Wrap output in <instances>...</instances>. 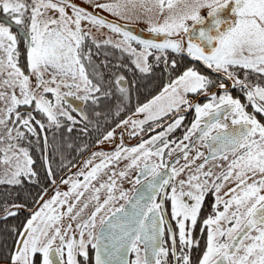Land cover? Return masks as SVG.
I'll return each mask as SVG.
<instances>
[{"label":"snow or ice","instance_id":"1","mask_svg":"<svg viewBox=\"0 0 264 264\" xmlns=\"http://www.w3.org/2000/svg\"><path fill=\"white\" fill-rule=\"evenodd\" d=\"M66 6L71 7V16ZM95 7L106 9L122 19H132L133 16L139 19L138 9L149 13L155 9L158 15L163 16V22L153 23L149 20L148 30L164 38L161 41L140 39L127 30V26L106 21L102 16L72 4L71 0H31V4L28 0H0V12L7 17L5 22H0V53H3L0 55V89H3L0 90V101L5 104L0 126L6 128L7 121L14 113L15 122L30 133H36L33 122L40 129L45 128L44 123L35 119L32 113L22 116L17 110L19 106H34V111L42 113L50 125L59 126L58 116L67 117L75 123L73 116L61 108L64 96L73 93L69 91L62 94L60 87L80 89L81 83L77 80L82 82L85 92L79 98L95 102L97 97L93 94L101 92V85L93 84L81 63L80 49L88 35L82 32L81 21H88L95 26L107 25L113 32L122 34L121 43L126 45L124 50L137 56L135 64L141 72L149 71L147 59L153 55L150 50L159 53L156 55L157 60L171 50L177 54L186 53L190 58L202 62L222 79L213 80L195 68L188 67L159 95L136 109L137 113L146 114L144 119L121 121L122 125L131 124V134L135 135L137 127L147 121L155 122L170 113L174 114L166 131L150 140L130 148L117 146L111 154L93 153L94 157L101 156L104 159L86 174L78 173L84 177V183L81 184L79 180L72 182L68 192L57 191L51 199L44 200L36 211L29 212L23 230L18 232L19 239L10 257L11 264H77L78 255L87 262L89 245L95 250V264H168L170 251L177 264L180 261L190 264V256L183 249H191L194 243L198 245V241L192 239V230L197 225L202 205L209 193L215 194L212 205L214 214L203 220V226L207 228V245L199 264H264V124L245 110V104L234 98L228 85L223 82L227 80L233 88L239 87L254 112L264 114V87L259 84L250 86L247 82V70L264 75V0H111L97 3ZM202 8L208 9L206 16L200 14ZM49 10L59 15L49 16ZM13 25L26 30L23 38L27 41L29 74H25L18 64V41L17 35L11 30ZM181 33L187 34L186 47L182 39L172 38ZM133 42L142 46L139 53L132 47ZM116 47H121V44ZM171 63L175 67L176 61L172 60ZM238 69L245 70L244 79L240 78ZM46 72L51 73L48 80L44 79ZM32 76L36 77L35 88L31 86ZM123 79L118 77L115 84L121 85ZM51 84L56 87H51ZM216 85L222 95L208 93V89ZM37 90H40L39 94ZM119 91L124 93L127 90L119 87ZM201 92L211 96L210 102L201 105L185 99L188 93ZM48 93L55 95V103L46 99ZM181 106L194 107L195 119L182 141L167 152L172 157L173 152L178 150L186 163L177 167V158L170 167V163H165L164 156L165 150L173 142L166 137L169 132L180 127L185 119L179 112ZM228 116L232 117L231 129L227 123L221 122V117L226 120ZM213 130H217L215 135L212 134ZM15 131L16 137H13V129L6 128V136L0 137V140H12L24 135L19 129ZM113 135L114 130L109 131L104 139H111ZM193 136L208 148L207 156L194 143L191 148L189 144L183 143L191 142ZM158 141L161 146H156ZM192 150H195L194 156H190ZM21 155L24 165L20 163ZM0 156V162L12 169L5 173L9 178L0 180V183L20 184L22 175H36L28 167L33 161L27 149L15 150V146L9 144ZM122 156L130 159L129 168L139 167L143 160L141 174L147 180V199L140 195L133 200L126 192L120 191L119 198L125 200L131 210L124 204L109 207L116 200L113 194L116 183L112 180L111 183L101 184L94 191L99 193L101 188H106L107 198L100 203L98 195L92 197L97 204L87 219L76 223L77 239L72 223L64 227L61 221L64 216H68L70 221H77L88 204L84 203L79 211L74 212L77 205L69 203L68 197L75 193V200L79 202L97 174L108 163L118 161ZM13 157L16 161L14 167ZM153 157L158 158L159 162L153 161ZM201 158L202 162L196 163ZM218 159L228 161L227 165L213 163ZM91 163V160L86 161V165ZM213 168L222 171L216 173ZM186 171V179H178ZM48 175H53L50 167ZM119 175L124 177L127 172L122 171ZM228 181H232L234 186L221 196V189ZM62 182L69 183L67 180ZM135 183H141L139 178ZM79 188L84 191H78ZM157 197L160 199L157 200ZM40 199L43 200V194ZM166 200L170 201L171 220L166 215ZM64 205H67L66 211H60ZM221 205L222 211L219 210ZM24 209L25 204L5 208L3 218L16 216ZM105 209L107 214L100 215ZM171 221L175 222L178 231L173 230ZM166 232L171 248L165 246ZM177 238L181 247L179 256L176 254ZM57 240L59 245L53 247ZM128 253H135L136 259L129 262L126 258ZM38 256L39 260L36 259Z\"/></svg>","mask_w":264,"mask_h":264},{"label":"flooded vegetation","instance_id":"2","mask_svg":"<svg viewBox=\"0 0 264 264\" xmlns=\"http://www.w3.org/2000/svg\"><path fill=\"white\" fill-rule=\"evenodd\" d=\"M28 3L31 4V0H28ZM0 17H6V16L0 12ZM2 21H4V20H2ZM12 28L15 30V31H12L13 34L17 35V37H22V38L24 37L22 35V33L20 32V30H18V28L14 27V26H12ZM21 29L24 32L26 31L23 28H21ZM23 41L25 42V44L27 46V41L24 38H23ZM86 43H87V40L84 39V41L82 42V45H81V49H80L81 63H83V65H84L83 59L85 58L84 50L86 48ZM133 46L136 48L140 47L138 44H133ZM19 58H21L20 55H18V59ZM135 58L137 59V56H135ZM123 59H125V58H123ZM151 60H155V57L152 56ZM160 60H158V62H155L153 64L154 67L157 68V70H154L153 72H144V73H142V72L137 73L135 71L134 72H128V73L126 72V74L128 76H125V75L115 76L113 74V71L91 73L90 71H87L85 69L86 75L93 82V84L99 83L101 85V92L93 94L94 96L97 97V99H99L100 97H103V96H109L112 98L114 95H116L118 98H120L121 96L126 95L127 100L130 103L134 104V108L130 113H125V114H123V113H120V114L110 113V114H108V113H102L101 112V113H99V115H97V117H99V118L94 119L96 125L99 123H102V124L107 123L108 120H104L105 117H112L113 116L116 118L111 119L112 125L109 127V129L106 131V133L101 137V139L96 142V145L93 146L89 155H87V157L84 159L85 161H87L90 157H92L93 153H96V150H97L96 148L99 147V142H101L104 139V137L107 135V133L109 131L114 130V135L111 138V140L112 139L114 140L116 147L117 146H123V147L128 146L129 148L131 146H133V147L137 146L142 141L150 140L153 136L157 135L158 133H160L162 131H166L167 125L170 124L174 119L173 113H170L169 115L164 116L155 122L147 121L144 125L137 127L135 135L131 134L133 129H132V127H129V124L128 125H122L121 124V121L129 120L131 118V116L136 112V109L138 107L148 103L155 96L159 95L163 91V89L165 88L166 85H169L172 81L176 80L178 78V76H180L183 73V71H176V69L171 71L168 67V64H169L168 61L163 60V62H160ZM192 61H194V60H192ZM153 62L154 61H151L150 63H153ZM161 64L166 68L165 71H163ZM117 66H122L123 68H127L128 63L126 62V60H124L123 63L121 62V64L120 65L117 64ZM112 67L115 68L116 66L112 65ZM177 67H179V65H177L176 68ZM84 68H85V66H84ZM247 71H248L247 82L249 83L250 86L259 84L261 87H264V75L254 73L251 70H247ZM238 72H239L240 78L244 79L245 70L238 69ZM48 73H50V72H48ZM200 73L209 76L213 80L220 81L222 79V77L220 75H218L217 73H213V72L208 71V70H202V72H200ZM26 74H29V71ZM153 74L157 75L159 77L156 80V82L159 84H162L161 88L157 92L146 97L147 92H146L145 88L141 87L137 90L131 89V86H130L131 84H137L136 80L134 78L137 77L139 79L140 77L148 76V78L150 80V79H152ZM118 77L124 78L122 81V84L119 86L115 84V81ZM162 77L164 80L162 79ZM144 81L147 82V80H144ZM223 82L226 85H228L230 94L234 98L240 99L241 103L245 104V106H246L245 110L249 114L255 115L256 119L260 123L264 124V114L254 112L252 105L248 103L246 96L241 91V89L239 87L233 88L231 86V83L227 80H223ZM139 83L142 84L143 81L140 79ZM119 87H124V88H126L127 91L124 93H121L119 91ZM216 88H218V85L210 87L208 89V93L211 90L216 89ZM82 89L84 90V88H82ZM65 90H66L65 87H63V89H60L62 94L67 93V92H65ZM82 91H81V94L73 93V95L64 96V100H63L62 105H61V108L63 110L70 112V115H72L73 118H75V117L79 118V121L87 118V115H86L85 109H84L85 105L91 103V104H93L95 109L98 111L103 110L102 107H104V106H96L92 99L83 100V99L79 98V97H82L85 95V92H82ZM105 93H107V95H105ZM215 93L217 94V96L223 94L219 90L216 91ZM204 95H205V93H203V92H201V93H188L185 95V99L189 100L190 102L199 103V104L203 105L204 103L210 102V99H211V96L205 97ZM46 98L48 100H51L53 103H55V95L54 94L48 93V94H46ZM120 101H121V98H120ZM81 107H82L83 113H80V111L78 110V108H81ZM105 107H107V106H105ZM121 108H122V106H121ZM24 110L30 111L31 108L29 106H26V108H24ZM60 110L61 109H56V111H60ZM73 112H76L77 114H75ZM179 112H180V114L184 115L185 119L183 120L180 127L176 128L172 132H169L167 134V137H166L167 140L173 142L169 145V149L165 150L166 154L164 156L165 163H170V167H171V163H174L177 158L179 159V164L176 165L177 167L182 166L186 163V161L182 157V154L178 150L173 152L172 157H169L167 155V152L170 149H175L176 145L182 141L183 136L185 135L187 129L189 127H191V124L195 119L194 107L188 108L187 106H181ZM145 115H146L145 113H142L141 118L144 119ZM64 118H66V117L58 116L59 123H61L63 120H65ZM231 121H232L231 116H228V118L226 120L223 117H221V122L227 123L229 125V129H231L233 127ZM118 125H120V126L118 127ZM34 126H35V123L33 122V127ZM201 126H203V124ZM216 131L217 130H213L212 134L215 135ZM197 135H198V133H197ZM183 143L189 144L190 148H191V145L194 143L196 145V147L199 148V151L204 152L206 156L208 155V148L204 144H202L196 138V136H193L191 142L190 141H183ZM156 146H161L159 141L157 142ZM102 148L104 150H106L108 148H111V146L103 145ZM114 148H115V146L112 149H114ZM153 150H155V147L153 148ZM97 153H99V152H97ZM194 155H195V150L190 151V156H194ZM95 157L98 158V156H95ZM231 159H232V156H231V154H229V160H231ZM153 161L159 162V159L156 157H153ZM201 162H202V158H201V160L196 161V163H201ZM143 163H144L143 160H141L140 166L136 167L135 170H132V168L122 170V171L127 172V175L124 177H121L119 175L120 169L116 168L115 165H112V168H113L112 170H111V167H109L107 169L103 168L104 170H102L99 173V175L97 177V185L99 187L101 184L111 183L112 180H114L116 183V188L114 189V192H113V194L116 196V200L113 201L112 204L109 205V207H113V206L119 207L121 204H124V205L126 204L125 200L119 198L120 197V191L126 192L128 194V197L130 198L132 193L136 190V188L143 187V191L147 196V192H148L147 180L145 179V176L141 174V169L143 168ZM213 163L224 164L226 166L228 161L218 159L217 161H215ZM209 166H211V164ZM74 167H72V168H74ZM72 168H70V169H72ZM194 168H195V165H193V170H194ZM169 171H170V168H169ZM213 171L216 173H219L220 171H222V169L213 168ZM113 173H115V175H113ZM68 174H66L63 178L67 177ZM186 176H187V171L185 173H182L181 176L178 177V179H186ZM137 178H139V180L141 181L140 184L135 183V180ZM148 179H151V177H148ZM249 182H251V180H249ZM53 184H55V186L57 187L58 183L54 182ZM94 185H95V188H97L96 184H94ZM233 186H234V183L232 181L226 182L224 187L221 189L220 195L223 196V193L226 192L228 190V188L233 187ZM107 195H108L107 189L101 188L100 192L98 194V196L100 198L99 202L102 203L103 200L107 198ZM214 196H215L214 193H209L206 196L205 201L202 205V209L200 212V216L198 218L197 225L192 230V239L194 242L198 241V245L196 243H194L193 246L191 247V249H188V248L183 249V252L190 256V264H199V260L202 257L204 250L206 249L207 228L203 226V220L205 218H207V216L214 214L213 208H212V205L214 203ZM159 199H160V197H157V200H159ZM164 207H165V209H167L166 215L168 216L169 220H171V217H170V201L169 200L165 201ZM219 210L220 211L223 210L222 205H221ZM105 214H107V209H105L104 212L100 213V215H105ZM85 219H87V218H78V220L75 222V224H72L73 227L76 225L77 222L85 220ZM98 220H99V217H98ZM171 226H172L174 231H178L174 221H171ZM97 230H99V223H97ZM73 233H75L77 236V239H79V234L77 232H75L74 230H73ZM85 237L87 239V234H85ZM164 239L166 241L165 246L171 248V241H170V239H168L167 232L165 234ZM58 245H59V243L56 242V244H54L53 247H56ZM141 249H142L141 256H143V245H141ZM88 251H89V258H88L87 262H85V260L82 256L78 255L76 257L77 264H95V260H94L95 250H93L91 248V246L89 245ZM176 254H177V256L181 255V247L179 245L178 238H177V253ZM135 259H136V254L130 253V262L134 261ZM64 260H65V262L67 260L66 252L64 255ZM167 260H168V264H177V260L172 255L171 251L169 252V256L167 257ZM180 264H182V261H180Z\"/></svg>","mask_w":264,"mask_h":264},{"label":"trees","instance_id":"3","mask_svg":"<svg viewBox=\"0 0 264 264\" xmlns=\"http://www.w3.org/2000/svg\"><path fill=\"white\" fill-rule=\"evenodd\" d=\"M11 30L15 31L13 28ZM85 40H87V43L84 50L85 58L83 61L87 71L91 73L113 71L115 76H128L126 72H141L139 68L136 67L135 55L125 51L124 46L121 45V47H116L117 44L111 40H98L90 36H85ZM17 41V52L21 57L18 59V64L19 67L27 73L29 71L27 67V46L22 37H17ZM105 41H110V43H105ZM155 54L156 52H153V55H149V57H155ZM124 60L128 63L127 68L117 66V64L120 65L121 62L123 63ZM163 60L168 61L169 64H167L171 71L175 69L176 71H183L189 66L197 67V63L193 62L188 56L183 53H173L171 50H168L166 54L162 55L160 62H163ZM172 60L176 61L175 67L172 66ZM151 61L154 62L150 63L148 72L157 70L153 65L155 62H158L156 57L155 60ZM112 65L116 67L114 68ZM177 65H179V67L176 68ZM162 69L163 71L166 70L163 65ZM158 78L159 77L154 74L150 80L148 76L140 77L139 79L136 77L134 79L137 84H131V89L137 90L143 87L147 92L146 97H148L161 88L162 84L156 82ZM140 79L143 81L142 84L139 83ZM144 80H147V82ZM120 98L116 95L112 98L109 96L100 97L94 104L96 106H104L102 107L103 110L98 111L93 104L89 103L84 107L87 115L86 119L79 121V118L75 117V123H73L66 117L64 118L65 120L62 122L60 121L61 123H59V126L56 124L50 125L42 113L34 111V106H29L31 108L30 111L18 107L17 110L22 116L26 113H32L35 119L44 123V129H40L38 125L34 126L36 128L35 134L28 132L23 125L15 122L16 116L14 113L12 114L11 119L6 123V128L11 126L24 133L22 137L15 138L14 140H16L18 145L28 150L33 161L31 169L36 175H22L20 184L0 183V262H11L10 257L15 252L19 239L18 232L23 230V226L29 218V212H32V209L41 201L40 195L43 194L44 197L50 189H52L51 193L56 191V186H54L53 181L56 182L65 172L89 155L93 146L96 145V142L101 139L112 125L111 119L116 118L113 116L105 117L104 120H108L107 123H99L96 125L94 119L99 118L97 115L101 112L108 114H125L133 110L134 104L127 100L126 95ZM73 113L77 114L76 112ZM6 128L2 133L3 136L6 135ZM69 128H71V131H69ZM46 147L48 149L47 160L45 156ZM49 167L53 173L51 177L48 175ZM15 204H25L26 209L21 210L16 216H9L6 219L3 218L5 215L3 210L5 208H11V206ZM36 259L39 260L40 257L38 256Z\"/></svg>","mask_w":264,"mask_h":264},{"label":"rangeland","instance_id":"4","mask_svg":"<svg viewBox=\"0 0 264 264\" xmlns=\"http://www.w3.org/2000/svg\"><path fill=\"white\" fill-rule=\"evenodd\" d=\"M71 1H72L71 2L72 4H79V5L82 4V5H84L85 7L89 8V9L102 11L105 14H107L108 16H110V17H112L114 19H117V20H120V21H123V22H127V23H139V24L149 25V20H151L153 23H158V22L163 21V16L158 15L155 9L153 10V12H150V13L149 12H145L142 9H138L137 14L139 15V19L135 18V16H133L132 19H122L121 17L116 16L113 13L108 12L106 9H101V8L95 7V4H97V3L111 2V0H71ZM149 6H151V5L149 4ZM66 11H67L69 16L72 15V9H71L70 6H66ZM47 14L49 16H52V15L58 16L59 15L58 12H55L54 10H49ZM0 22H3V21L0 20ZM81 30H82L83 33H87L88 34L86 36H90L93 39L111 40V41L115 42L116 44H121L122 46L126 47V45L121 43L123 41V35L113 32L110 28L107 27V25L95 26V25L91 24L88 21H81ZM133 44H136V43L135 42L132 43V47L136 48V47L133 46ZM136 49H137V53H139L142 50V46L137 47ZM150 51L155 52V50H150ZM158 54L159 53H156L155 57ZM0 55H3V53H0ZM150 62H151V57L148 56L147 64L149 66V69H150ZM193 62L197 63V67L196 66H189V67L195 68L198 72H202V70L211 71L206 66H204L203 63H200L198 61H193ZM141 63H142V66H143V62H141ZM186 69H184V70H186ZM211 72H213V71H211ZM213 73H215V72H213ZM50 75H51L50 73L46 72L44 74V79L48 80L50 78ZM69 82H71V80H69ZM77 82L81 83V88L80 89H76L74 87L69 89V88L65 87L66 88L65 92L71 91L72 93L81 94V91L83 90L82 89L83 88V84L79 80H77ZM35 85H36V77L32 76L31 77V86L33 88H35ZM50 86L51 87H56L55 84H51ZM63 87L64 86H61L60 89H63ZM0 90H3V89H0ZM16 91H17V95H19V89L18 88H17ZM39 91L40 90H37V94H39ZM82 92H84V90ZM19 107H21L22 109L26 108V106H19ZM4 108H5L4 102L0 101V116H3V111L2 110ZM69 114H70V112H69ZM141 115H142V113L135 112L131 116V118L129 120H141L142 119ZM129 127H132V125L129 124ZM7 128L13 129L12 136L16 137V131L15 130L17 128H14V127H11V126H8ZM4 130H5L4 126H0V137H3L2 133H3ZM9 144L14 145L15 146V150H18L19 148H24L23 146L18 145L16 143V140H14V139H12V140L2 139V140H0V153H2L3 150L6 149ZM103 145L111 146V148H108V149L104 150L102 148ZM114 146H115V148L112 149ZM131 147H133V146H131ZM24 149H26V148H24ZM96 149H97L96 153L97 152H99V153L100 152H104V153L111 154L116 149V145H115V142H114L113 139L112 140L111 139H108V140L103 139L101 142H99V147L96 148ZM103 159L104 158L101 157V156H98V158L92 156V157H90L87 160V161H89V160L92 161V163L90 165H86V161L84 160L85 162L83 161L76 169H74L72 172H70L67 177L62 179V180L69 181V183H63L62 180L60 182H58L57 187H56V191L54 193H51V194L47 195V196H45L46 195L45 194L44 197H43V200L40 203V205L44 202V200L51 199V197L53 195H55V193L57 191H59L60 193L68 192L70 190L71 186H72V182H74L76 180H79L81 182V184L84 183V177L82 175H78V173L84 172L86 174L88 171L91 170V168L93 166H95L96 164H100L103 161ZM0 161H2V156H0ZM15 163H16V161H15V158L13 157V159H12L13 167H14ZM20 163H21V165H24V158H23L22 155H21V158H20ZM129 163H130V159H126V158H124L122 156V158L120 160H118V161L113 160L111 163H108L107 167H105V168L107 169V168L111 167V170H112L113 169L112 165H115V167L120 169V172H121L124 169H129V167H128ZM28 167L32 168L31 165L28 166ZM131 168H132V170H135L136 167H131ZM104 169H102V170H104ZM11 170L12 169H10L9 165L4 164L3 162H0V180L6 181L9 177L6 176L5 173L6 172H10ZM99 173L97 174V177H98ZM20 180H21V177H20ZM94 184H96L97 188H99V186L97 185V178L95 180L91 181L87 191H84L83 188H79L78 189V191H84V196L81 197L79 202H76V200H75V193H73L72 195H70L68 197L69 203H76V205H77L76 209H74V212L75 211H79L80 208L83 207L84 203L88 204V207L83 210V212L81 213V216L79 218H88V216L91 214V212L94 211V209H95L97 201L95 199H93L92 197L95 196V195H98L99 193H96L94 191V189H95V185ZM61 198H63V197H61ZM38 207H37V209H38ZM66 208H67V205H64L63 208H61L59 210L60 211H66ZM70 222L72 224H75L76 221H70V218L68 216H64L62 221H61V223H62V225L64 227H66L67 224L70 223ZM73 230L78 233V230H76L75 226L73 227ZM69 235H71V233ZM85 239H86V237H85ZM57 242L59 243L58 240H57Z\"/></svg>","mask_w":264,"mask_h":264},{"label":"water","instance_id":"5","mask_svg":"<svg viewBox=\"0 0 264 264\" xmlns=\"http://www.w3.org/2000/svg\"><path fill=\"white\" fill-rule=\"evenodd\" d=\"M72 2V1H71ZM76 2V1H75ZM76 5H78V6H80V7H82V8H84V9H86L87 11H89V12H92V13H94V14H96V15H98V16H102L106 21H109V22H113V23H117V24H119V25H124V26H127V30H129V31H131L134 35H136V36H138L140 39H146V40H157V41H161V40H163V36L162 35H159V34H156V33H152V32H150L148 29H149V27H150V25H146V24H139V23H127V22H123V21H120V20H117V19H114V18H112V17H110V16H108L107 14H105L104 12H102V11H98V10H92V9H89V8H87V7H85L84 5H79V4H76ZM207 12H208V9L207 8H202L201 10H200V14L202 15V16H206V14H207ZM0 18H2L3 20H7V18L6 17H0ZM163 21H161V22H158V23H162ZM189 24H191V21H189L188 22ZM14 27H16V28H18L17 26H15V25H13ZM18 30H20V32L22 33V35L24 36V34H25V32L21 29V28H18ZM173 39H182L183 40V42H184V44H185V47H186V44H187V39H188V37H187V34H184V33H181L180 34V36H174V37H172ZM184 55H186L187 56V54L186 53H183ZM189 57V56H188ZM190 58V57H189ZM192 59V58H191ZM192 60H194V59H192ZM194 61H196V60H194ZM198 62H200V61H198ZM200 63H202V62H200ZM205 66V65H204ZM210 70V69H209ZM211 71H213V70H211ZM214 72V71H213ZM216 91H218V88H216V89H213L212 91H210L209 92V94L210 93H212V92H216ZM205 97H208V96H210V95H204ZM78 110L80 111V113H83V111H82V107L81 108H78ZM45 156H46V160H47V157H48V149H47V147H46V153H45ZM87 157V156H86ZM85 157V158H86ZM84 158V159H85ZM84 159H82L78 164H77V166L75 167V168H73V169H70V170H68L67 172H65L58 180H57V182L56 183H58L66 174H68V173H70V172H72L74 169H76L83 161H84ZM55 186V185H54ZM52 189H50L47 193H46V195L45 196H47L48 194H49V192L51 191ZM140 195H144L145 196V199H147V196H146V194L144 193V191H143V187H138V188H136V190L132 193V195H131V199H133V200H135L136 198H138ZM42 201V200H41ZM41 201L39 202V204L34 208V209H32V212H34L36 209H37V207L40 205V203H41ZM125 207L127 208V209H129V211L131 210L130 209V205H128L127 203L125 204ZM17 247V246H16ZM127 259H128V261L130 262V253H128L127 254V257H126ZM56 259H59L58 257H56ZM0 264H11V262H0Z\"/></svg>","mask_w":264,"mask_h":264}]
</instances>
